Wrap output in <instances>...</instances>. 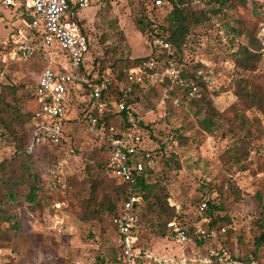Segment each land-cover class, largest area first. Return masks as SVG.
Segmentation results:
<instances>
[{"label":"rangeland","instance_id":"374dc122","mask_svg":"<svg viewBox=\"0 0 264 264\" xmlns=\"http://www.w3.org/2000/svg\"><path fill=\"white\" fill-rule=\"evenodd\" d=\"M200 4L195 2V6ZM141 5L140 0H92L90 8L78 13V18L86 20L91 36V52L85 57L90 69L94 68L96 57L123 66L127 59L152 53L151 39L135 23L143 13ZM22 12L17 6H0V69L4 74L0 76V93L15 107L3 114L6 123H0V162L14 158L27 136V113L33 108L29 92L42 70L57 68L56 64L64 61V67L68 68L65 56L57 52H53L52 58L39 51L27 59L11 58L15 41L24 40L20 32L27 29ZM156 20L166 24L161 15ZM249 33L259 37L263 56L257 70L244 73L232 54L240 44H248ZM5 57L7 61L3 62ZM175 66L182 71L183 80L196 70L203 73L208 96L220 117L212 133L199 128L204 112L192 107L191 99L200 97L204 86L197 87L196 95L187 94L181 83L157 76L131 94L136 116L149 125L153 135L147 134L146 146L158 154L152 181L163 182L171 200L182 204L192 196L217 197L212 185L232 179L242 193L239 201L235 197L227 200L233 225L237 236H241L238 241L253 247L255 237L261 234L256 222L264 221V114L237 94L236 80L248 77L264 95V0H248L246 5L235 0L224 13L192 27L184 62ZM82 95L81 102L77 92L72 98L79 102L73 101L69 106L70 122L66 123L63 141L36 150L35 157H40L36 167L49 202L36 211L26 206L19 209L23 239L16 249H0V264H101L112 257L118 236L108 211H102L94 220L83 219L91 213L89 206H93L88 204L91 179H102L98 201L114 195L112 188L116 181L103 166H98L100 161L105 164V158L92 142L87 123L78 119L85 110L98 109L91 104L88 94ZM240 115L249 118L251 124V135L243 149L249 155L241 162L242 168L232 157L234 146L245 137ZM180 127L190 139L186 146H181L175 136ZM136 236L140 247L152 257L144 259L143 264H155V259H179L184 252L191 255L198 250L191 244L188 253V245L163 237L158 225L152 222L141 224ZM259 251L264 261V241Z\"/></svg>","mask_w":264,"mask_h":264},{"label":"trees","instance_id":"16d2710c","mask_svg":"<svg viewBox=\"0 0 264 264\" xmlns=\"http://www.w3.org/2000/svg\"><path fill=\"white\" fill-rule=\"evenodd\" d=\"M142 1L143 13L135 19L138 30L151 39V46L153 48L152 53L147 57H138L135 59H127L125 65H116V62H105L104 57H96L94 59V68L90 69L87 65V59H85L82 72L89 73V79L94 83H101L103 77H108L110 81L109 90L103 92L99 99H96L91 91H85L83 93L88 94L91 97V104L97 105L98 109H94L91 113L88 110L82 112L79 116L80 121L86 123L95 117L98 119V125L104 128H108L111 125L116 126L117 130L121 133L122 124L129 125L128 118L132 116L135 118L141 126L145 128L143 133L144 146L146 151H150L153 154L154 159L157 162V152L151 150L146 146V136L152 133L149 125H144L142 119L136 116V112L133 110L132 105L134 100L130 98L136 90L142 89L150 79H147L145 83H134L128 79L129 72L135 66L153 61L156 67L150 72L162 76L164 71L170 66L171 63L179 66L184 62V50L189 35L192 33V27L198 26L203 23L204 20L210 19L213 16L220 15L225 12V9L234 4L235 0H165V4L162 7L154 6L151 0ZM200 1V6H195V2ZM241 5H246L248 0H237ZM92 5V0H91ZM161 15L166 24H160L156 20V17ZM30 22L31 18L26 17ZM86 20H81L80 24L84 33L90 38V52H91V36L85 24ZM87 23V22H86ZM159 36L164 38L171 44L170 49H159L152 43V38ZM248 44H240L235 53L232 54L233 59L238 67H240L244 73L254 72L257 70L263 56L262 43L259 37L254 33H249ZM28 43L35 47L36 51L40 53H46L48 57L52 58L53 52L65 54L56 46H46L43 41V30L34 29L29 34ZM57 63V62H56ZM56 69L62 68L61 63L56 64ZM198 67V66H197ZM180 77L182 71H179ZM237 89L236 92L241 97H246L247 102L251 106L257 107L264 114V95L262 92L252 84L248 77H242L236 80ZM187 94H190L193 87L204 86V92L200 97H194L191 99L192 107L202 109L204 112V118L198 122L199 128L205 132L212 133L217 120L220 115L213 105L211 97L207 93L206 80L203 73H199L196 70L192 74H188L186 80L181 85ZM129 87L131 90H128ZM37 82L32 87V91L29 92L33 108L27 113L29 129L27 136H24L22 145L15 152L14 158L5 159L0 162V249L4 247H10L16 249L17 244L23 239L22 219L19 213V209L22 206H26L29 209L36 211L43 209L48 204V195H46L45 187L43 185L42 176L36 167L37 157H35L36 150L42 146L59 145L66 136L65 128L66 123L70 122L68 112L62 118L53 119L52 123L60 124L63 126L62 134L60 135V141L54 143L46 140L43 143L36 144L32 151H29V146L32 143V138L35 131L38 129L40 122L39 118V103L36 97ZM82 93V94H83ZM125 101L126 109L118 111L115 103L119 101ZM103 105L102 109L99 107ZM14 106L0 93V123H6L3 114L14 110ZM15 114L21 117L19 112ZM238 116V114L236 115ZM240 115L241 129L245 132V137L241 144L234 146V163L236 162L240 168L243 167L241 162L248 158L249 153L245 154L243 149H246L245 144L248 142V137L251 135L250 119L242 117ZM77 119V120H78ZM92 142L95 144L99 153L105 158V164L100 161L98 166H103L109 174L114 177L116 185H113L114 195L107 197L105 201H98L97 191L102 185V179H91L90 182V200L93 206H89L91 213L84 216V220L97 219L102 211H108L111 216V222L113 218L119 213L123 203L126 201L130 194L131 185L128 182L121 181L112 173L110 166L111 150L106 144L99 143L98 138L91 134L89 131ZM119 133V134H120ZM175 136L181 146H186L189 143V136L183 134V128L180 127L175 130ZM156 150H159L156 149ZM156 152V153H155ZM228 152V151H227ZM250 152V151H248ZM43 158V157H42ZM156 165L153 167H147L142 171L138 177L136 189L143 194L144 201L139 205L136 212L139 216V228L141 224L152 222L157 224L159 232L163 237L171 239L172 228L169 227V223L176 220L179 225L187 231L188 234L195 237V242L192 243L200 254H205L212 246L223 245L227 247L233 254H237L242 261H248L251 255L256 256L259 261H262V254L259 251L260 246L264 241V221H257L261 234L256 236L255 245L249 247L244 246L242 242H239L241 236H237L234 224V219L231 216L230 207L227 205V200L235 197V201L242 199V193L240 188L232 179H226L222 185H212V191L217 193V197H207L202 195L200 197H190L187 200L182 201V209L180 212L176 208L170 205L172 195L167 190L166 185L160 181H152L155 174ZM261 193L258 196L261 198ZM207 202V208L204 212V218L198 216L195 209L202 203ZM180 204V203H179ZM92 205V204H91ZM203 220L204 233H196L195 223ZM138 228V229H139ZM140 247V245H139ZM143 253H149L140 247ZM117 245L113 249V254L110 260L107 262L102 261L101 264H114L117 254ZM188 253H191L192 245L189 244L186 247ZM150 254V253H149ZM145 261H141L143 264ZM156 264V263H155Z\"/></svg>","mask_w":264,"mask_h":264},{"label":"built area","instance_id":"2783aa9c","mask_svg":"<svg viewBox=\"0 0 264 264\" xmlns=\"http://www.w3.org/2000/svg\"><path fill=\"white\" fill-rule=\"evenodd\" d=\"M154 6L162 7L165 0H151ZM18 7L23 9L22 14L31 18L26 22L28 34L21 32L24 40H16L18 51L13 55L20 54L21 58H28L33 55L34 47L28 43L29 34L34 29L43 30V41L46 46H56L65 54L68 68L62 67L54 69L46 67L37 82L36 97L40 111L38 129L32 138L29 151H32L36 144L46 140L58 143L63 126L52 123V120L62 118L68 111V96L77 91H91L96 99L102 96L103 92L109 90L110 81L108 77H103L101 83H94L89 79V73L82 72L85 57L90 52V38L84 33L78 13L90 8L91 0H0V6ZM152 43L159 49H170L171 44L164 38L154 36ZM64 64V63H63ZM65 66V65H62ZM156 67L155 62L141 63L129 72L128 79L134 83H145L147 79L153 80L157 74L150 71ZM0 69V76H3ZM162 80H176L183 84L184 80L179 75L174 63L164 71ZM128 90H131L129 87ZM197 87H193L191 94H197ZM116 109L122 111L126 109L125 101L115 103ZM101 109L103 105L100 106ZM91 112V111H89ZM129 125L122 124L121 133L116 126L111 125L104 128L98 125V119L93 117L87 123L88 130L98 138L99 143L110 147V166L115 178L128 182L131 185L130 194L123 203L119 213L113 218L112 225L117 233L118 254L114 264H140L147 258H152L149 253H143L138 244L136 233L139 226V216L137 208L144 201V196L136 189L138 177L147 167L156 165V160L152 152L146 151L144 146L143 133L145 128L140 123L129 116ZM120 133V134H119ZM170 205L174 206L178 212L182 205L170 200ZM207 202H202L195 212L204 218ZM173 232L171 240L179 245H189L195 242V237L188 234L176 220L169 223ZM196 233H204L203 220L195 223ZM155 259V258H154ZM156 264H264L256 256L251 255L248 261H242L237 254H233L223 245L212 246L207 253L200 254L198 250H193V254L186 252L179 259H155Z\"/></svg>","mask_w":264,"mask_h":264},{"label":"crops","instance_id":"0c3cea01","mask_svg":"<svg viewBox=\"0 0 264 264\" xmlns=\"http://www.w3.org/2000/svg\"><path fill=\"white\" fill-rule=\"evenodd\" d=\"M23 15H24L25 17H27V15H25V14H23ZM25 19H26V18H25ZM26 22H28L27 19H26ZM26 22H25V24H26ZM26 26H27V24H26ZM27 29H28V26H27ZM27 29H26V30H27ZM26 30H25V33L28 34V32H27ZM20 33H21V32H20ZM23 33H24V32H23ZM18 46H19V45H16V46H15L16 48H15V49L12 51V53H11V58H13V59H15L16 57H18V58L20 57V54H18V55H16V56L13 55V53H14L15 50L18 51ZM31 46H32V45H31ZM33 47H34V46H33ZM35 50H36V49H35V47H34V53H35ZM34 53H33V55H34ZM63 55H64V54H63ZM30 57H31V56H30ZM20 58H21V57H20ZM28 58H29V57H28ZM22 59H25V58H22ZM26 59H27V58H26ZM6 61H7V58L5 57V58L3 59V62H6ZM60 63H61V66H62V65H65V61H64V62H60ZM63 63H64V64H63ZM62 67H64V66H62ZM44 69H45V68H44ZM44 69H43V70H44ZM54 69H56V68H54ZM43 70H42V72H43ZM56 70H57V69H56ZM3 76H4V75H3ZM37 82H38V81H37ZM75 92L79 93V95H80V97H81V99H79V101L81 102V101L83 100L82 98H83V96H84V95H82V93H83L82 90L79 89V90H77V91H75ZM75 92L71 93V94L68 96V97H69V98H68V111L70 110V107H69V106L71 105V103H72L73 101H76V100H73V101H72V98H73V97L75 98ZM79 101H76V102L78 103Z\"/></svg>","mask_w":264,"mask_h":264}]
</instances>
